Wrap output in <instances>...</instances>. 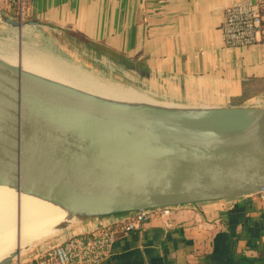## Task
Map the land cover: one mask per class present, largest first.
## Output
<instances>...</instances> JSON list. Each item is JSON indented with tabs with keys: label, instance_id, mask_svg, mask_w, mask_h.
Here are the masks:
<instances>
[{
	"label": "water",
	"instance_id": "obj_1",
	"mask_svg": "<svg viewBox=\"0 0 264 264\" xmlns=\"http://www.w3.org/2000/svg\"><path fill=\"white\" fill-rule=\"evenodd\" d=\"M0 23L16 29L19 50L16 67L0 59V184L77 209L84 217L75 223L264 190V107L178 104L212 119L197 121L89 101L22 71V30L40 22L0 13ZM52 240L22 246L18 225L0 264Z\"/></svg>",
	"mask_w": 264,
	"mask_h": 264
},
{
	"label": "crops",
	"instance_id": "obj_2",
	"mask_svg": "<svg viewBox=\"0 0 264 264\" xmlns=\"http://www.w3.org/2000/svg\"><path fill=\"white\" fill-rule=\"evenodd\" d=\"M239 1L0 0V13L40 22L24 28L22 38L35 35L90 58L153 97L195 107L262 108L264 21L254 45L230 48L222 38L224 13ZM256 1L264 19V0ZM170 211L120 237L101 264H264L257 257L264 249V200L259 195ZM117 219L87 218L21 258L37 256L67 232L86 233Z\"/></svg>",
	"mask_w": 264,
	"mask_h": 264
},
{
	"label": "bare ground",
	"instance_id": "obj_3",
	"mask_svg": "<svg viewBox=\"0 0 264 264\" xmlns=\"http://www.w3.org/2000/svg\"><path fill=\"white\" fill-rule=\"evenodd\" d=\"M10 33L16 39L15 31L10 29L5 35ZM26 37H29L27 33ZM3 40L0 44V59L16 67L18 61L14 51L15 40L5 38ZM45 54L49 59L54 58L53 66L35 61L38 56ZM55 54L57 52L48 44L37 48L23 44L19 65L24 73L37 77L46 84L96 103L136 113L144 109H153L185 120H212L205 117L207 110L201 113L197 108L156 101L145 91L126 86L120 81L116 83L103 72L84 68ZM101 66L104 70L105 67ZM82 217L84 214L61 202L23 189L17 190L8 184H0V259L13 250L11 237L18 225L21 245L28 246L40 242L42 237L68 225L71 220L78 221ZM22 237L25 240L24 244Z\"/></svg>",
	"mask_w": 264,
	"mask_h": 264
},
{
	"label": "built area",
	"instance_id": "obj_4",
	"mask_svg": "<svg viewBox=\"0 0 264 264\" xmlns=\"http://www.w3.org/2000/svg\"><path fill=\"white\" fill-rule=\"evenodd\" d=\"M263 16L258 1L242 0L229 6L223 17L221 33L224 45L230 48L247 47L259 41L263 31ZM264 200V190L258 193ZM170 208L143 210L118 218L113 224L68 237L42 250L37 256L18 264H101L111 254L116 241L128 236L152 218L169 216ZM168 225L171 227L172 223Z\"/></svg>",
	"mask_w": 264,
	"mask_h": 264
},
{
	"label": "rangeland",
	"instance_id": "obj_5",
	"mask_svg": "<svg viewBox=\"0 0 264 264\" xmlns=\"http://www.w3.org/2000/svg\"><path fill=\"white\" fill-rule=\"evenodd\" d=\"M6 28L5 27H1L0 28V44L1 42H3V38L5 39H8V40H15L14 42V51L16 52V59H17V56H18V44H17V36H16V39L14 38V35L12 33L10 34H6ZM23 44H27L29 45L30 47H41V46H47L50 45L56 52L58 57L60 58H63V59H68L69 62L71 63H78L79 65H81L82 67L84 68H87V69H90V70H94V71H97V72H103L105 73V75L109 78H111L113 81H115L116 83L118 82V80L124 84V85H127V86H131L132 88H135L137 89L138 87L133 83V82H130L128 80L125 79V77H123L122 75H120L119 73L117 72H113V71H110L108 68H104V70H102V66L100 63H97L95 61H92L90 58H87V57H83V56H80V55H77V54H74L73 52H67L65 50H62L61 48H57L56 46H53L52 44H49V43H45L44 41H40L38 39L37 36L35 35H31L30 37L28 38H22V46ZM61 53V54H60ZM21 54H22V47H21ZM47 54H45V56L43 55H40L37 57V60L35 61H38L40 64L41 63H45L46 65H54V58L52 59H49V57L47 58L46 56ZM65 56V57H63ZM49 63V64H48ZM45 67V65H44ZM137 90L139 91H143L141 90L140 88H138ZM151 98L157 100V101H161V102H169V101H166V100H162V99H159V98H156V97H153L152 95L148 94ZM76 221L75 220H71L69 224H73L70 228L74 227L75 225L79 224V222L75 223ZM81 222V221H80ZM68 224V225H69ZM68 230V229H67ZM66 231V230H65ZM56 232V231H55ZM50 233L49 235L45 236V237H42V239H40V242H44V241H48V240H52L55 236H58L59 233ZM55 233V235H53ZM15 235H16V229L14 230L13 232V236L11 237V248L15 247ZM10 239V237H9ZM54 240V239H53ZM24 238L22 237V244H24ZM36 244V243H35Z\"/></svg>",
	"mask_w": 264,
	"mask_h": 264
},
{
	"label": "trees",
	"instance_id": "obj_6",
	"mask_svg": "<svg viewBox=\"0 0 264 264\" xmlns=\"http://www.w3.org/2000/svg\"><path fill=\"white\" fill-rule=\"evenodd\" d=\"M257 257H258V259L264 260V249L258 251Z\"/></svg>",
	"mask_w": 264,
	"mask_h": 264
}]
</instances>
